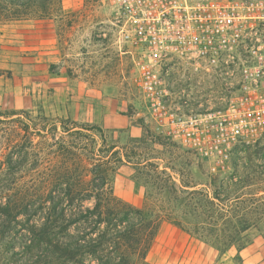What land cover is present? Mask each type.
I'll return each instance as SVG.
<instances>
[{
	"label": "rangeland",
	"instance_id": "1",
	"mask_svg": "<svg viewBox=\"0 0 264 264\" xmlns=\"http://www.w3.org/2000/svg\"><path fill=\"white\" fill-rule=\"evenodd\" d=\"M169 2L174 7L158 18L138 23L122 16L120 25L124 21L129 27L139 24L143 27V42L150 40L165 46L168 55L157 69L167 79L168 104L173 111L170 118L181 123L158 127L148 114L135 82L134 61L139 60L141 49L118 41L116 0H61L51 7L47 20L0 22V148L15 141V134L24 136L28 127L39 126L46 128L47 138L37 137L31 151L45 161V167L56 162L53 152L75 144L81 154L91 149L98 155L122 153V148L128 147L133 154L131 162L136 165L119 164L110 175L109 187L118 200L161 219L146 263L264 264V137L255 145L235 146L230 159L221 162L197 154L177 133L182 127L195 125L194 112L198 109L207 112L213 104L219 107L224 103L228 75L233 79L238 73L237 66L230 68L234 73H224L230 70L220 65L226 54L231 53L238 68L250 67L247 74L253 72L252 65L264 60V46L246 52H226L219 46L229 34L234 40L247 34L249 43L255 42L256 36H264V0H168L166 4ZM29 13L37 16L40 11ZM199 15L207 19L199 20ZM206 26L214 29L218 43L219 63L215 73L210 71L215 79L196 69L191 59H181L176 48L193 45L199 35L203 37ZM189 55L191 58V49ZM86 86L100 92L86 94ZM101 105L110 113L103 115ZM10 111L19 114L10 115ZM120 117L135 130L122 127L117 121ZM72 122L77 126H98L102 134L90 129L70 137L61 126H71ZM198 123L204 125L208 135L210 121ZM111 146L115 148L111 150ZM143 158L158 164L159 170L173 168L166 170L178 184L180 179L197 184L196 189L209 184L219 198H227L221 204L215 203L228 206L232 224L241 221L252 225L234 235L246 243L245 248L226 249L222 254L214 242L232 236L230 232L219 233L217 238H201L182 229L200 219L184 214L178 202L159 191L156 182L148 177L156 175L137 165ZM41 171H37L38 175ZM225 185L229 194L222 190Z\"/></svg>",
	"mask_w": 264,
	"mask_h": 264
},
{
	"label": "trees",
	"instance_id": "2",
	"mask_svg": "<svg viewBox=\"0 0 264 264\" xmlns=\"http://www.w3.org/2000/svg\"><path fill=\"white\" fill-rule=\"evenodd\" d=\"M60 1L0 0V22L47 20L51 7ZM34 9L40 14L29 15ZM26 119L33 124L27 115ZM61 127L70 137L90 129L102 134L98 126H77L72 122L71 126ZM53 129H57L55 125ZM25 132L24 136L15 134V141L0 148L1 264H148L146 255L161 219L118 200L109 187L110 175L119 164L136 165L131 162L133 154L129 148H122V153L98 155L89 149L88 154H81L75 144L53 152L56 162L45 167V161L33 155L31 149L37 137L47 138L46 128L28 127ZM51 139L55 136L51 135ZM137 165L156 175L148 177L156 182L161 193L184 208V214L200 219L182 229L201 238H217L219 233L230 232L232 236L214 242L222 254L226 249L245 248L246 243L234 235L252 225L241 221L232 224L228 206L215 203L221 204L227 198H219L209 184L201 189L181 179L178 184L166 170L173 168L159 170L158 164L148 158ZM37 171H41L40 175ZM222 190L230 193L228 185L222 186Z\"/></svg>",
	"mask_w": 264,
	"mask_h": 264
},
{
	"label": "built area",
	"instance_id": "3",
	"mask_svg": "<svg viewBox=\"0 0 264 264\" xmlns=\"http://www.w3.org/2000/svg\"><path fill=\"white\" fill-rule=\"evenodd\" d=\"M168 0H116L119 17L116 18L115 24L118 41L121 43L135 45L141 49L139 60L134 61L136 68L135 82L143 95L147 105L148 114L156 121L158 127L174 126L181 123L171 117L172 110L168 104L169 89L165 85L166 78L160 74L157 69L162 64L163 59L168 55L165 46L152 41L143 42V27L135 25L129 27L128 21L121 23V17L133 19L139 23V20L146 18H158L164 14L168 8L174 5ZM197 19L202 18L201 15ZM135 22V23H136ZM204 35L195 39L194 44L189 47L178 46L177 52L180 58H189L196 69L203 70L204 75L209 78L214 77L210 71L215 73L218 57V43L215 38L214 29L206 26L202 29ZM208 32L210 34H208ZM247 34L238 36L235 40L229 34L222 39L219 46L226 52L240 50L246 52L254 48L264 46V36H256L255 42H248ZM191 49V58H190ZM153 55V57H151ZM148 56V59H142ZM221 67L230 69L237 66L238 73L233 79L228 75V84L225 88L224 103L217 107L213 104L207 112L199 110L194 112L195 125L191 128L182 127L177 133L182 136L183 142L191 147L194 151L207 158L217 161H228L232 150L237 145H255L262 141L264 137V60L258 61L257 65H252V73L247 74L246 66H239L233 59L231 53L226 54ZM213 69V70H212ZM220 71V70H219ZM234 73V69L225 71V74ZM224 79V78H223ZM234 80L235 85H232ZM232 88H236L232 91ZM211 96L213 90L211 89ZM233 94H235L233 96ZM213 97V96H212ZM186 104V102H184ZM207 119L210 125L207 128L208 135L205 134L204 125L198 123ZM214 170V168H213Z\"/></svg>",
	"mask_w": 264,
	"mask_h": 264
},
{
	"label": "crops",
	"instance_id": "4",
	"mask_svg": "<svg viewBox=\"0 0 264 264\" xmlns=\"http://www.w3.org/2000/svg\"><path fill=\"white\" fill-rule=\"evenodd\" d=\"M89 76V75H88ZM85 92H86V94L88 93V94H90V95H96L95 93H97V92H100L98 89H93V88H89V87H87L86 86V89H85ZM92 93H94V94H92ZM101 97V96H100ZM97 98H99V96L97 95ZM102 98V97H101ZM101 110H102V113H103V115H105L106 113H110L109 111H107L102 105H101ZM115 108H113V110H114ZM117 121H120V123H122V127H126V128H129V130L131 131V130H135V127L134 126H132L131 125V123H129L128 121H124L123 120V118L122 117H120L119 118V120H117Z\"/></svg>",
	"mask_w": 264,
	"mask_h": 264
}]
</instances>
